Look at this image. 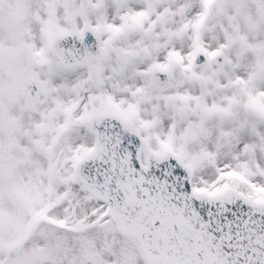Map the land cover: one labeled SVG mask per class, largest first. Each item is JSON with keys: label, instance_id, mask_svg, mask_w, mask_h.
Instances as JSON below:
<instances>
[{"label": "snow or ice", "instance_id": "obj_1", "mask_svg": "<svg viewBox=\"0 0 264 264\" xmlns=\"http://www.w3.org/2000/svg\"><path fill=\"white\" fill-rule=\"evenodd\" d=\"M0 264H264V0H0Z\"/></svg>", "mask_w": 264, "mask_h": 264}]
</instances>
